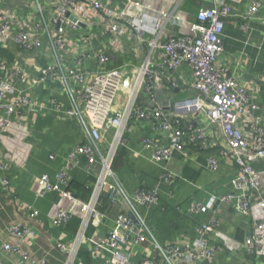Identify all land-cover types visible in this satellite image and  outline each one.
<instances>
[{"label":"built area","instance_id":"built-area-1","mask_svg":"<svg viewBox=\"0 0 264 264\" xmlns=\"http://www.w3.org/2000/svg\"><path fill=\"white\" fill-rule=\"evenodd\" d=\"M151 1L0 0V47L11 44L26 53L43 52L46 58L43 66L35 64L32 71L17 60L9 64L7 59L0 58V136L11 131L13 123L19 124L26 113L47 109L46 104L30 95L32 86L57 81L68 104L62 105L54 96L47 100L48 109L59 117L74 120L83 133V140L69 154L65 169L56 172L52 178L48 174L38 177L43 191L37 194L55 191L72 198L66 186L71 180L69 169L77 159L85 160L87 173L95 165L99 166L86 214L72 243L55 242L56 248L67 256L66 264H85L79 258L84 246L93 258L103 254L104 264H196L201 259H213L218 252H233L240 248L238 241L219 228L214 215L196 227L198 236L191 242H159L141 207L157 206L159 181L172 184L175 176L162 168L159 179L151 187H137L133 192H127L113 169V161L118 148L125 145L124 133L132 120L150 121L166 137V144L153 138L141 139L142 147L155 162H167L175 152H182L187 143L207 149L212 145L208 139L209 130L217 127L222 132L226 147L220 150V155L230 157L237 171L232 179L235 190L220 196L218 202L232 204L237 212L248 215L251 198L259 197L261 216L253 221L252 231L243 243L249 253L261 251L263 182L262 172L253 167V162L264 161V116L254 99L257 87L247 88L234 71L219 63L224 52V18L239 17L240 30L247 32L249 22L257 19L260 2L252 1L241 14L233 13L227 3L200 6L196 8L194 21L185 22V31L168 32L166 26L182 21L181 15L155 10ZM145 10L155 12L156 16L148 18ZM146 32L154 38L146 41L149 56L142 64L112 65L108 47L120 49L122 41L129 37L142 44ZM100 35L109 38L106 47H96ZM153 50L161 51L162 62L170 73L178 72L182 66L190 69L191 94L183 98L172 95L167 101V107L172 111L171 120H167L160 106L150 110L138 105L140 92L147 94L150 102L156 105L154 92L164 73L152 68L150 53ZM87 63L92 66L86 68ZM168 80L176 86L175 79ZM120 98L122 106L116 108ZM189 114H203L207 121L194 128L190 125L184 128L183 118ZM11 161L16 162V158L0 154V190L10 185ZM206 164L210 170L218 168V160L214 157L206 158ZM103 191L112 192L121 200L132 218L119 213L106 235L98 240L86 239L89 222L99 219L97 206ZM21 206L31 217L38 215L31 205ZM210 209L201 201L191 200L188 212L198 215ZM71 216L69 210L60 208L51 223L54 227H66ZM6 230L17 241L3 243V251L18 256L20 262L49 264L45 257L35 259L23 250L22 243L29 242L34 236L30 227L12 224ZM127 246H142V250L145 246L157 257L146 254L136 263L126 250Z\"/></svg>","mask_w":264,"mask_h":264},{"label":"crops","instance_id":"crops-1","mask_svg":"<svg viewBox=\"0 0 264 264\" xmlns=\"http://www.w3.org/2000/svg\"><path fill=\"white\" fill-rule=\"evenodd\" d=\"M252 1L254 0H152L151 3L155 10H166L181 15L182 21L166 26L168 32H180L186 30V21H194L197 7L227 3L233 13L241 14ZM257 1L260 2L257 19L249 22L247 32L240 30L239 17L224 18V52L219 63L229 71H234L247 88L257 87L254 99L264 116V0ZM145 11L150 19L156 14ZM143 37L145 42L142 44L129 37L125 42L122 41L120 49L111 50L107 46L112 65L142 64L149 56L146 41L154 38L148 32L144 33ZM108 39L106 35H100L96 47H106ZM161 54L159 50L150 53V59L154 64L152 68L161 69L164 73L154 92L156 105L150 102L144 92H140L137 101L141 108L155 110L157 106L162 107L167 120H171L172 111L167 107V101L172 95L183 98L191 94L190 69L182 66L178 72L170 73L166 64L162 62ZM0 58L7 59L9 64L17 60L30 71L33 65L43 66L46 62L43 52L26 53L11 44L0 47ZM91 66V63L86 64V68ZM169 78L176 80V86L169 83ZM30 95L41 104H46L47 109L37 110L33 114L26 113L19 124L13 123L11 131H6L0 136V154L16 158V162H10L11 170L8 172L10 185L0 190V262L30 264L20 262L18 256L1 248L3 243L13 244L17 241L7 233L6 228L12 224H21L30 227L34 232L32 240L22 243L23 250L35 259L45 257L49 264H66L67 256L56 248L55 242L61 240L70 244L76 233L74 234L71 229L67 230L66 227H54L51 220L60 208H65L79 220L80 224L87 211L86 204L91 197L90 190L96 183L99 166L95 165L91 172L87 173L86 162L80 157L69 169L70 181L75 182L72 189L78 197L70 193L71 198L55 191H44L41 196L37 194L43 191L38 177L41 174H48L52 178L56 172L65 169L67 158L74 147L82 142L83 133L74 120L59 117L48 109L47 100L50 97L56 96L59 103L64 106L68 104L57 81H45L32 86ZM121 100L118 99L116 108H121ZM186 117L183 118L184 128L189 125L194 128L207 121L203 114H189ZM126 128L125 145L118 148L113 169L128 193L137 187H151L159 179L162 168L175 176L172 184L159 181L160 199L157 206L149 209L141 207V212L146 215L160 243L191 242L198 236L196 227L214 215L219 221V228L238 241L240 248L233 252L226 250L218 252L213 259H201L196 264H264V232L259 247L260 253H249L243 243L252 231L253 221L261 216L259 197L251 198V210L248 215L237 212L232 204L218 202L220 196L235 190L232 179L237 169L230 157L220 155V150L226 147V141L217 127L211 128L208 132V139L212 145L207 149L187 143L182 152H175L167 162L152 161L150 153L142 147L141 139L144 137L159 140L161 144L167 143L166 137L162 136L150 121L132 120ZM262 128L264 130V118ZM208 157L218 160L216 170H210L207 166ZM253 167L262 172L264 194V161H254ZM191 200L201 201L211 209L204 214L191 215L188 212ZM21 204L31 205L38 211V215L31 217ZM97 210L99 219L89 222L86 239L102 238L112 227L115 216L119 213L129 214L126 205L108 191L100 194ZM141 247H126L131 259L136 263H139L146 254L155 255L145 246L144 250ZM102 256L103 254H100L99 257L93 258L85 246L79 252V258L85 264H104Z\"/></svg>","mask_w":264,"mask_h":264},{"label":"trees","instance_id":"trees-1","mask_svg":"<svg viewBox=\"0 0 264 264\" xmlns=\"http://www.w3.org/2000/svg\"><path fill=\"white\" fill-rule=\"evenodd\" d=\"M117 153H118V151L116 152V154H117ZM119 154H120V153H119ZM115 157H116V155H115ZM115 157H114V159H115ZM73 184H75V182L70 181V182L68 183V185L66 186V190H67L68 192H70L74 197H78V195H77V194L74 192V190L72 189ZM88 191H89V190H88ZM90 191H92V190H90ZM89 193H90V192H89ZM78 225H79V220H78L76 217L71 216V218L69 219L68 224H67V226H66V229H67V230H68V229H71V231L75 234Z\"/></svg>","mask_w":264,"mask_h":264},{"label":"water","instance_id":"water-1","mask_svg":"<svg viewBox=\"0 0 264 264\" xmlns=\"http://www.w3.org/2000/svg\"><path fill=\"white\" fill-rule=\"evenodd\" d=\"M128 215L132 218V215L130 213Z\"/></svg>","mask_w":264,"mask_h":264}]
</instances>
